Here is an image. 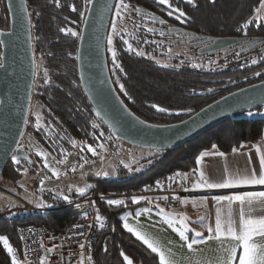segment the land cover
<instances>
[{
	"label": "trees",
	"instance_id": "1",
	"mask_svg": "<svg viewBox=\"0 0 264 264\" xmlns=\"http://www.w3.org/2000/svg\"><path fill=\"white\" fill-rule=\"evenodd\" d=\"M119 0L117 1V3ZM132 7H140L141 12H129L123 19L116 21L122 26L114 36L113 44L107 43V58L114 86L127 107L136 115L153 124H171L187 118L216 99L241 87L264 80V23L259 27L255 21L247 29L241 27L255 15L260 0H195V7L186 0H171L175 7L183 9L190 20L187 25L205 39L206 50L197 58L212 57L214 50L208 48L215 41L220 44L216 53L225 59V65L216 68H196L189 64L181 54L167 58L165 51L173 47L170 28L177 21L166 15L164 6L156 0H125ZM33 20V41L38 69L33 89V99L39 105L37 116L28 117L24 135H29L39 146L56 152L59 157L72 151L75 146L87 144L111 145V130L104 124L86 96L78 70V47L84 24V0H28ZM75 5L77 11H72ZM162 19L164 24L153 20ZM114 15V14H113ZM114 17L112 18V20ZM10 18L6 0H0V30L9 27ZM140 25V27H137ZM71 28L79 33L73 36L61 31ZM147 28H154L148 32ZM163 31L165 34L160 35ZM109 31V35H110ZM124 36V40H121ZM234 39L230 45L225 40ZM145 40L155 43H145ZM126 42L132 43L134 51L126 50ZM223 45V46H221ZM112 50L117 52L118 62L123 71H112ZM195 50V48H194ZM143 52L141 56L138 53ZM239 53V55H237ZM200 55V56H198ZM259 61L252 64V60ZM243 65V66H242ZM47 70L49 81L45 83ZM260 72L261 75H255ZM119 77V79H117ZM120 84L124 88H120ZM211 89V91H209ZM127 93V94H125ZM168 111H160L157 107ZM261 108V107H260ZM37 122L41 125L38 130ZM264 134V117L246 118L243 113L230 117L191 141L169 150H155L151 156L140 162L149 165L142 170H122L118 177L96 178L94 185L84 194L75 195L68 200H55L52 209L45 214H27L13 221L0 216V235H6L14 249L7 252L0 241V264H13L12 256H20L18 229L26 224L46 225L55 230L70 226L78 217L68 203L95 192L99 196L133 192H155L159 190L157 181L167 189L172 188L176 172L196 171L197 157L200 152L217 145L222 151L229 152L233 147L260 140ZM75 141V143H73ZM16 154L21 159L17 165L11 160L5 165L0 178L11 182L20 193V184L27 172L34 174L39 160L22 144ZM31 157L27 160L24 155ZM31 161V162H29ZM171 186L169 187V185ZM37 186V184H36ZM27 189V188H26ZM125 205H108L106 199H99V218L106 226L92 254L93 264H161L157 253H152L133 233L124 227V216L135 215L140 209L151 207L160 202L157 197L152 201L133 203L131 198H123ZM3 205V206H2ZM11 206L5 200L0 210ZM46 206V205H45ZM128 260H125L124 257Z\"/></svg>",
	"mask_w": 264,
	"mask_h": 264
},
{
	"label": "water",
	"instance_id": "2",
	"mask_svg": "<svg viewBox=\"0 0 264 264\" xmlns=\"http://www.w3.org/2000/svg\"><path fill=\"white\" fill-rule=\"evenodd\" d=\"M118 0H101L117 4ZM10 23L1 29L0 61V175L12 155L19 152L29 116L35 85L37 61L33 41V20L28 0H12L8 7ZM25 13L27 15H25ZM114 10L107 14L87 13L78 47V70L83 90L97 112L108 114L101 120L115 139L155 150L181 146L208 129L235 115L264 106V80L236 89L171 124L145 121L124 103L113 84L107 58V38ZM24 16L21 29L18 19ZM87 21V23H85ZM227 42L226 44L230 43ZM114 125V127H113ZM24 157H31L25 153ZM13 162V161H12Z\"/></svg>",
	"mask_w": 264,
	"mask_h": 264
},
{
	"label": "snow or ice",
	"instance_id": "3",
	"mask_svg": "<svg viewBox=\"0 0 264 264\" xmlns=\"http://www.w3.org/2000/svg\"><path fill=\"white\" fill-rule=\"evenodd\" d=\"M60 0H56V3L59 4ZM156 2L164 6L166 9V15L168 17H174L177 21L181 23H187L190 20L188 14L181 9L180 7H175L171 0H156ZM188 4H192L195 7V0H186ZM261 7H264V0H260ZM8 7H12V0H8ZM84 12H79V15L83 17L85 12L91 13L95 15L98 11L102 14H107L109 11L114 10V19L111 21V31L112 34L108 36L107 43L113 44L114 36L119 35L117 31L116 20L123 19L130 11L140 13L142 10L140 7H132L130 4L126 3L125 0H119L117 4L114 6L107 3H102L101 0H84ZM72 11H77L75 5H72ZM256 13L260 12V8L255 9ZM25 15H27L25 13ZM153 20L164 24L165 21L162 19L157 20L155 15L153 14ZM24 16H21L18 19V23L23 28L24 25ZM255 23L256 27L260 26V23H264V17L254 16L252 19L246 21L241 27L244 29V34L247 35V29L250 25ZM87 23V21H85ZM140 27V25H137ZM61 31H65L68 34L73 36H79L80 34L73 31V29H61ZM148 32H154V28H147ZM165 33L163 31L160 32V35L163 36ZM3 35V33H0ZM121 40H124V36L120 37ZM5 41L0 40V44H3ZM126 50L129 52L134 51L132 43L126 42ZM145 43H155L154 41L145 40ZM139 55L143 56L144 53L140 52ZM239 55V53H237ZM112 62L113 68L112 71L115 72L117 69L119 71H123V68L120 66L118 62L117 52L112 50ZM259 61L252 60V64H256ZM196 68H200L201 64L193 65ZM243 66V65H242ZM0 67H3V62L0 61ZM255 75H261L260 72H256ZM45 83H48V73L47 70L44 72ZM119 79V77H117ZM120 88H124L123 84H120ZM211 91V89L209 90ZM127 94V93H125ZM2 103V101H0ZM153 107H157L160 111H168L165 108H161L158 105H153ZM104 115L107 118L108 114L104 112L101 107L100 110L96 112L97 117H101ZM251 114V113H249ZM39 121V117H37ZM37 129L39 130L41 125L39 122L36 124ZM114 127V125H113ZM75 143V141H73ZM18 148H23L22 144L17 145ZM103 147V145H100ZM241 148L244 147V144L240 145ZM213 151H202L197 157V163L200 162L201 159L207 156H220L224 157L225 153L221 151H216L217 145H212ZM88 151H90L93 155L97 154V149L88 146ZM232 152L235 154L238 152L236 147L232 148ZM41 157H44V167L48 168L54 177L57 179L60 176V173L52 168L48 160L45 156V153H38ZM12 161L20 165L22 157L18 155H12ZM67 156H65V160ZM65 160L60 161V163H64ZM260 172L257 174L255 170L250 172L247 175H237L232 176L229 175L223 182H210L209 179L205 176L204 172L199 173V178L195 182L194 187L196 188H209V189H229L237 186H256L261 185L264 186V155L260 156ZM31 162V161H29ZM87 159L84 160L83 163L80 164V168L83 169L85 164H87ZM126 167H128L126 165ZM72 171H76L75 166L72 168ZM195 172V170H194ZM97 176L104 175L107 176V172H97ZM175 177L179 178L180 181H184L188 178L187 173L176 172ZM171 183H176V180H173L172 177L168 178ZM41 187L44 185V180L40 181ZM157 186L163 188V185L160 184L159 181L156 182ZM171 184L169 185V187ZM88 188L91 185L87 186ZM71 191V188L69 189ZM77 191L81 194H84L86 191L85 187H80ZM58 195H62L64 200H68L69 197L67 195H63L62 193H58ZM164 200H167L168 197H163ZM173 199H178L177 197H173ZM217 202L227 201L229 206L233 204V202H238L234 211H230L227 213H221L220 210L217 211L214 221V226H209L207 231L208 235L205 236L202 232L196 231L195 229H191L189 224L186 222V217L182 214H177L174 212L166 211L163 207L160 206L159 203H155L154 207L157 210V214L161 216L164 222L172 228L174 231L178 233L180 236L183 245L186 246L188 250L195 253L197 256L201 257L198 261H193L189 258L188 264H264V191H248L240 194H234L229 196H216L214 198ZM131 200L133 203H139L140 201H147L149 204L152 201L148 200L146 196H132ZM108 205L121 206L125 205V200L123 199H109L107 200ZM41 206H44L41 204ZM153 208L145 207L139 210L138 215H142L144 213L151 214ZM99 219V217H98ZM206 220L205 217H199L197 222L203 223ZM103 226V225H101ZM124 227L128 229L130 233L134 232L136 237L147 246L148 249L151 250L152 253H158L159 260L161 264H177V261L172 257L170 253L166 254V251L162 249V247L150 236L143 234L136 229L130 228L127 223L124 224ZM189 233L191 235H189ZM0 241L3 242L4 248L7 249V252L12 253L14 249L9 243V238L6 235H0ZM208 242H216L217 250L214 255L205 256L204 253L198 247L201 244ZM79 247L83 249L85 247L84 244H80ZM55 250V245L52 249H46V252H52ZM239 251V255L237 254ZM125 260L128 258L125 256ZM13 264H19L16 260L15 256H12ZM41 264H43V258H41ZM82 264V261H81ZM128 264H132L131 260H128Z\"/></svg>",
	"mask_w": 264,
	"mask_h": 264
},
{
	"label": "rangeland",
	"instance_id": "4",
	"mask_svg": "<svg viewBox=\"0 0 264 264\" xmlns=\"http://www.w3.org/2000/svg\"><path fill=\"white\" fill-rule=\"evenodd\" d=\"M259 8L260 12L255 13L254 16L264 17V7H261L260 5ZM115 22L117 25V31L119 32L122 26L117 21ZM110 32L111 35V27ZM214 52L215 53L212 57L204 58L201 56L200 58H197V56L194 54L187 52L186 48L170 47L165 51L166 55L164 56L171 58L176 54H183L184 59L189 61V64H201V67L203 68H216L219 66H224V57L221 54L216 53V51ZM36 61L38 69L39 61L38 59ZM38 111L39 105L32 98L29 116L32 115L40 117ZM243 116L246 118L264 117V106L247 111L243 113ZM22 144H25L29 147L30 152L35 154L36 159H38L39 162L36 165L34 174H30L29 172L25 174L22 182L20 183L23 186V191L20 193L16 190L17 188L13 187L10 181L3 179L2 177L0 178V184L6 187L4 188V191L0 190V206L5 200L10 202L11 205L16 204L17 200H20L19 198L25 201L34 202L38 206H41V204L48 206L52 205L55 200L63 199V196L58 195V193L67 195L70 199L75 195H81V193L77 191V189L80 187H85L86 193L94 185V179L96 178H114L118 177L122 170L128 171L130 169H144L149 165L150 161H148L147 164H144L143 162H140L141 159L151 156L155 153L154 149L141 148L120 139L112 140L110 146L108 144H101L103 147L91 145L97 149L96 155H93L90 151H88L89 144H87L85 147L82 145L75 146L72 151H68L66 155H63L62 157H59L56 152L49 151L43 146H39L29 135H24ZM40 152L45 153L49 165L60 173L58 179L52 175V172L48 168L44 167V157L38 155ZM65 156H67L66 160ZM85 159H87L88 163L85 164L83 169H81L80 164L83 163ZM62 160H65V162L60 163ZM126 165L128 167H126ZM74 166L76 171H72ZM97 172H107L108 175L97 176ZM32 179L36 180L33 189H26L27 184H29L30 180ZM41 180H44L43 187H41ZM88 185H91V187L88 188ZM70 188L71 191H69ZM12 194L16 196H13ZM117 195L118 194H111L106 200L123 199Z\"/></svg>",
	"mask_w": 264,
	"mask_h": 264
},
{
	"label": "built area",
	"instance_id": "5",
	"mask_svg": "<svg viewBox=\"0 0 264 264\" xmlns=\"http://www.w3.org/2000/svg\"><path fill=\"white\" fill-rule=\"evenodd\" d=\"M181 173H187L188 178L180 181L179 178L174 177L177 182L174 183L172 188L167 189L163 186L155 192H133L117 196L121 198L146 196L149 199L157 197L165 208L178 209L183 205L182 197L194 192L196 182L194 173L182 171ZM30 182L26 186L27 189H33L36 180L32 179ZM4 188L6 187L0 184V190L4 191ZM109 196H99L92 192L68 203L67 206L77 212L78 217L66 228L55 230L46 225L39 226L35 224L20 226L18 237L21 251L16 260L19 264H41V258H43V264H81V261L82 264H93L92 254L94 248L100 241L101 232L106 226L103 220L98 219L99 206L97 201L108 199ZM163 197H168V199L164 200ZM173 197L178 199H173ZM19 199L16 204L1 209L0 216L13 221L27 214H45L52 209L50 206H38L34 202ZM81 243L85 245L83 249L79 247ZM54 245V251L46 252V249H52Z\"/></svg>",
	"mask_w": 264,
	"mask_h": 264
},
{
	"label": "crops",
	"instance_id": "6",
	"mask_svg": "<svg viewBox=\"0 0 264 264\" xmlns=\"http://www.w3.org/2000/svg\"><path fill=\"white\" fill-rule=\"evenodd\" d=\"M237 149L238 152L234 154L232 150L224 152L217 147L216 151L224 152V157L207 156L201 159L200 162L197 163L196 171L194 172L196 181L199 178L200 172H204L210 182H223L229 175L234 177L237 175L243 176L249 174L253 170L259 174V158L264 155V134L260 140L252 143H244L243 148L238 147ZM205 150L213 151L212 147ZM248 191H264V186H237L229 189L195 187L194 192L182 197L183 205L178 209H168L165 208L161 202L156 203H159L166 211L182 214L187 218L186 222L191 229L202 232L207 236L208 227L214 226L217 211L220 210L222 214L234 211L238 203L233 202V204L229 206L227 201L217 202L214 198L216 196H229ZM154 205L151 206L153 211L150 215L147 213L138 215L139 211L135 215H126L124 224L127 223L130 228L136 229L154 239L162 249L166 251V254L170 253L172 255L177 261V264H188L189 258L193 261H198L201 257L197 256L183 245L178 233L170 228L164 222L163 218L157 214ZM199 217H205L206 220L203 223H198L197 220ZM132 233L135 235L134 232ZM189 235L191 234L189 233ZM198 247L205 256H210L215 254L217 243L208 242ZM237 254H240L239 251Z\"/></svg>",
	"mask_w": 264,
	"mask_h": 264
},
{
	"label": "flooded vegetation",
	"instance_id": "7",
	"mask_svg": "<svg viewBox=\"0 0 264 264\" xmlns=\"http://www.w3.org/2000/svg\"><path fill=\"white\" fill-rule=\"evenodd\" d=\"M174 26L170 28V36L173 38L172 43H175L173 47H182L186 48L187 52L190 53H198L204 55V52L207 48L205 39L197 35L196 33L192 32L191 29L186 26L187 23H181L180 21H175ZM231 41L230 43L226 44L227 42ZM235 42L234 39L225 40L222 44L223 45H230ZM211 50H216L220 46V44L213 42L209 43ZM221 45V46H223ZM195 48V50H194ZM183 55V54H181ZM198 55V56H200ZM184 56V55H183Z\"/></svg>",
	"mask_w": 264,
	"mask_h": 264
}]
</instances>
